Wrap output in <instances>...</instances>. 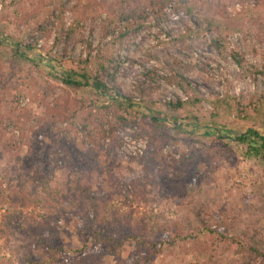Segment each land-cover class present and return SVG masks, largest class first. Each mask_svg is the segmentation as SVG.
Returning a JSON list of instances; mask_svg holds the SVG:
<instances>
[{"label":"rangeland","instance_id":"1","mask_svg":"<svg viewBox=\"0 0 264 264\" xmlns=\"http://www.w3.org/2000/svg\"><path fill=\"white\" fill-rule=\"evenodd\" d=\"M261 1L0 0V119L11 101L24 118L21 131L0 126V264H241L213 248L224 228L264 248V159L206 135L264 134ZM70 66L88 78L77 91L58 80ZM144 69L156 81L139 92ZM126 136L146 141L142 155L122 151ZM81 181L106 196L96 220ZM163 233L174 244L153 254Z\"/></svg>","mask_w":264,"mask_h":264},{"label":"trees","instance_id":"2","mask_svg":"<svg viewBox=\"0 0 264 264\" xmlns=\"http://www.w3.org/2000/svg\"><path fill=\"white\" fill-rule=\"evenodd\" d=\"M171 0H154V3L159 5L161 8L163 7H168L170 5ZM256 2L259 4H261V0H256ZM191 10L190 9H186L185 13L186 14H190ZM138 28V27H137ZM127 30H131V28H128ZM136 30V29H134ZM19 45L14 44V42H11L10 48L12 51L17 50V48H21L18 47ZM33 47L32 44L30 43H25V45L23 46V49L25 50H31ZM216 47L218 48V51L220 52L219 45H216ZM230 56L232 57V59L241 66L242 62L241 59L239 58V54L236 52H230L229 53ZM70 70L68 73H65L64 77L59 78V82L61 84H63L64 86H66L67 88L73 89L74 91H77L78 89L84 87L85 85H87V81L88 78L86 77L85 74L81 75L83 81H80L78 79H76L75 76H77L75 69L70 66L69 67ZM254 74H260L262 76H264V65L261 67V70H257L254 69L253 71ZM108 74L105 73V76H107ZM152 75L154 76L155 73L150 71V70H145L142 73V81H139V88L138 91L142 92L143 91V85L145 84V80H149V81H156L154 77H152ZM156 76V75H155ZM92 87L93 89L99 94V95H105V93L108 91V88L106 87V84L104 83V77L103 76H94L93 77V83H92ZM16 91H18V88H15ZM166 108H179L181 106V103L179 101H176L175 104L172 103H166L164 105ZM264 108L263 106L260 105V107L258 109H254L256 110V114L260 111V109ZM263 110V109H262ZM263 113V112H262ZM259 113V114H262ZM126 112L124 113V115L126 116ZM264 114V113H263ZM128 115V114H127ZM131 117V116H130ZM130 117H122L120 118V120L124 123H131L134 126H136V129L141 128V123L139 122V119L137 118H130ZM23 117H22V111H20V109H18L17 103L11 101L10 105H9V110H8V114L5 118L0 119V126L1 124H5L6 122H8V124H6L4 127V130H7V126L11 129H16L21 131L22 127H23ZM264 119V117H263ZM149 122L156 124L157 126L160 125L158 122L159 118L156 116H151L149 117V119H147ZM173 124V128L170 130H178L179 128H181V126L179 125V123H177V121H174ZM264 124V123H263ZM194 132L196 131V129H193ZM224 134V135H223ZM206 135H210V136H216L218 138H226L227 142H235L237 144H242L246 147V155L247 157H260L261 159H264V134L261 133V131L257 128H254L252 126H249L248 129L244 132V133H239L238 135H229L227 136L225 133H219V129L213 128L211 129L209 132H206ZM174 161H171V163H173ZM187 166V165H186ZM188 172V170L186 171V173ZM181 178V176H180ZM178 177H176L175 179H180ZM31 183L30 182H26L24 185V188L30 187ZM77 190L79 191L80 197L81 199L85 200L87 206H88V210H84L85 215H88V212L90 210H92L93 214H94V218L93 220H96L97 217L100 216L102 209L105 206V202L107 201V199H105V195L103 194L102 191H100L99 189L94 190L91 187V184L87 181H81L79 184H77ZM173 186L175 189H181V187L183 186L182 183H179L178 181L173 183ZM30 190V189H29ZM27 193V197H28ZM181 195V193H180ZM26 197V198H27ZM23 199H25V197H23ZM142 222V221H141ZM143 223V222H142ZM141 223V224H142ZM89 224L87 223L86 225H84L82 227V231H78V233L80 234V232H85L88 228ZM217 232V236L215 238V246H213V248L220 250L221 254H230V253H237L240 255L241 257V264H263L264 263V248L259 247L258 244H256L253 240H251L250 238H245L242 236H229L227 234V232H225V228L223 230H219L216 231ZM212 233H214V231L210 230L209 231V238H211V235H213ZM176 238H180L182 241H186L187 238L189 237H193L192 235H187V236H179L176 232L174 234ZM136 238V237H134ZM130 239V237L127 238V240ZM174 243L171 242V240L169 239L168 236L164 235V233L161 235L160 239L158 241H155L154 243H151L150 248L153 250V254L156 253H160L165 249H169L170 247L173 246ZM149 248V247H148ZM115 257H118L117 252L114 254ZM63 261L61 264H79L80 261L76 260V257H72L68 254H64L63 256ZM28 259V258H27ZM26 264H33V261L31 259H28L27 261H25ZM138 258H134V259H130L129 262H127L126 264H138ZM118 264H122L119 260H118ZM204 264H214L213 260L211 261H206Z\"/></svg>","mask_w":264,"mask_h":264},{"label":"built area","instance_id":"3","mask_svg":"<svg viewBox=\"0 0 264 264\" xmlns=\"http://www.w3.org/2000/svg\"><path fill=\"white\" fill-rule=\"evenodd\" d=\"M0 39L6 42V37L1 35ZM122 151H125L128 155H142L146 149V141L134 140L130 136L123 138V143L121 147ZM128 149L131 151H128Z\"/></svg>","mask_w":264,"mask_h":264}]
</instances>
